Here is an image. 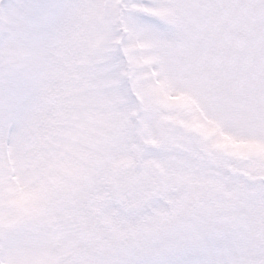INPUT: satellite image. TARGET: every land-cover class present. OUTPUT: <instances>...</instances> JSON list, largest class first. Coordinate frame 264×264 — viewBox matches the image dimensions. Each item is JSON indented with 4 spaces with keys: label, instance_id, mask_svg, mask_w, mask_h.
Wrapping results in <instances>:
<instances>
[{
    "label": "snow or ice",
    "instance_id": "snow-or-ice-1",
    "mask_svg": "<svg viewBox=\"0 0 264 264\" xmlns=\"http://www.w3.org/2000/svg\"><path fill=\"white\" fill-rule=\"evenodd\" d=\"M0 264H264V0H0Z\"/></svg>",
    "mask_w": 264,
    "mask_h": 264
}]
</instances>
